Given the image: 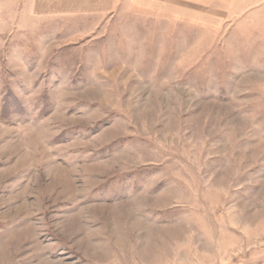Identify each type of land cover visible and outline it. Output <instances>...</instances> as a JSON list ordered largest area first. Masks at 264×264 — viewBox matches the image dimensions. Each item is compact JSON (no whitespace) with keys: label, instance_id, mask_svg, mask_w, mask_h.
<instances>
[{"label":"rangeland","instance_id":"374dc122","mask_svg":"<svg viewBox=\"0 0 264 264\" xmlns=\"http://www.w3.org/2000/svg\"><path fill=\"white\" fill-rule=\"evenodd\" d=\"M176 2L0 18V264H264V0Z\"/></svg>","mask_w":264,"mask_h":264},{"label":"crops","instance_id":"0c3cea01","mask_svg":"<svg viewBox=\"0 0 264 264\" xmlns=\"http://www.w3.org/2000/svg\"><path fill=\"white\" fill-rule=\"evenodd\" d=\"M118 0H0V18L5 20L11 18V13H18L25 19H62L71 16H97L108 13L113 10ZM136 1V0H134ZM162 1L165 4L179 2V4L207 3V7L213 10L214 2H226L229 4L228 10L236 3L242 0H137V3H156ZM176 2V3H177ZM18 8V9H17ZM196 8V7H195ZM184 9H186L184 7ZM206 11L208 12V10ZM196 10V9H195Z\"/></svg>","mask_w":264,"mask_h":264}]
</instances>
